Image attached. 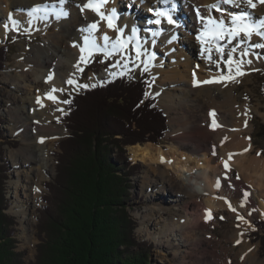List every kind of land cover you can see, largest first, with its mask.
Segmentation results:
<instances>
[{
  "label": "bare ground",
  "instance_id": "obj_1",
  "mask_svg": "<svg viewBox=\"0 0 264 264\" xmlns=\"http://www.w3.org/2000/svg\"><path fill=\"white\" fill-rule=\"evenodd\" d=\"M122 1L126 3L124 10L120 6ZM0 2L7 4L8 12L14 14L18 13L15 10L26 12L36 5L53 6L46 9L48 13L46 21L39 18L44 13L32 19V22L37 23H32L30 26L27 21H23V31L32 35L40 33L45 37L44 41L29 50L20 49L16 56L15 71L6 72L3 76L8 100L14 99L18 103L26 102L28 115L24 119L27 129L23 140L25 142L14 152L7 151L9 158L14 161H27L26 164L29 167L21 183H12V196L23 190L28 182L32 183L31 175L37 173L44 176L45 170H48V161L52 158L51 151L44 148L48 146L53 148L54 141L48 138L53 136L57 139L62 134V130L53 121L56 116L60 117L67 107L68 103H63L67 101L63 98V93L72 89V86L65 82L71 78L79 85V80L90 62L89 59L95 58L100 53L111 57L117 55L119 61H125L132 52L137 54V51H140L143 55L139 57L136 55L134 64L144 68L142 61L149 54L155 55L153 52L161 47L166 50L170 64L164 66L163 59L155 56L154 60L149 61L148 68L157 77L161 75L164 77L160 83L163 89L157 92L165 110L172 113V117L167 122L169 131L166 135L168 139L172 138L175 144L169 145L168 150H164L161 146L155 145L154 148L150 143H146L132 146L130 151L134 159L142 161L148 168L144 171L141 188L148 186L147 189L150 183L154 182V187L147 190V192L152 191L150 196H158V193H164L168 191L167 187L170 188L175 197L177 195L184 199L179 204L183 206V211L177 217L175 207L165 205L163 201H157L154 207L151 206L136 213L141 221L139 232L146 239H154L157 246L160 244L164 253H172L175 259L174 264H263L258 257V244L252 246L247 240L248 233L243 229L250 223L251 211L254 214L258 212L264 215V158L260 155H251L253 143L248 136L253 129L249 119L254 107L248 102H237L232 89L227 87V80L221 83L193 86L194 79L199 82L216 79L221 74L227 76L230 68L237 67L246 72V66L262 63V60L249 56L245 59H252L251 65L247 63L237 65L235 61L240 59L239 51L233 54L235 59L231 65L224 63L227 60V51L236 44V40L229 44L226 37L220 36V39H214L206 33L210 28L204 30V25L196 15L198 8L209 19L220 18L221 13L215 9L211 13L206 11L207 6L218 3V0H177L180 11L174 13V18L178 19L179 26L174 28L162 23L153 27L151 32L148 31L150 24L141 13L127 10L132 9V5H137L136 7L141 6L139 8L146 11L147 15H152L157 6H165L158 3V0H143V2L141 0H110L109 3L98 6L101 13L105 9H115L118 21L112 22V28H109L108 23L96 15L91 8L81 11V7L78 6H83L89 0H67L63 5L67 16L59 19L52 15L60 11L59 0H0ZM253 2L256 3L254 9H250L247 4L242 5L243 9L251 11L256 18L264 17V3H259L257 0ZM223 8L233 13L240 10L232 5H223ZM223 18L225 21L229 20L227 15ZM93 22L97 23V31L92 32V38L97 41L100 50L84 45V37L87 33H82L81 29L87 28ZM52 23L58 27V31L53 34L48 33ZM117 27L124 29L119 34V40L115 30ZM133 27L140 28V38L126 42L128 38H131ZM45 31L50 36H46ZM155 31H158L159 35L153 37L151 33ZM200 31L204 32L201 36ZM104 36L109 38V44L106 46L102 40ZM173 36L176 38L172 39ZM198 36L200 39H197ZM112 42L116 44L115 50L111 48ZM250 42L255 44L261 41L253 34ZM73 44H80L85 51L81 53L80 49ZM217 47L222 48L225 54L217 52ZM254 51L258 53V49ZM200 54L202 58H199ZM81 55L86 57V63H80ZM209 57L211 59H208ZM198 58L199 66H197ZM214 59L221 60L227 67V71L223 72L215 67V63L212 62ZM125 65L117 62L102 73L90 76L93 80L109 81L119 76L127 68ZM78 68L83 70L78 71ZM49 74H52L53 79L46 83L45 80ZM186 82L187 85L183 86ZM53 88L64 89L63 92L52 93L55 101L47 98ZM37 98L40 99V103H37ZM245 109L249 110L247 117L243 115ZM213 111L215 117L211 115ZM7 113L15 116L19 121L22 119L23 109H11ZM214 119L220 127H213ZM245 120H247L246 127ZM41 138H44L43 143L38 142ZM213 146L217 152L215 156L212 155ZM244 149L248 151L245 152ZM229 153L235 154L230 161ZM161 158L164 162H161ZM222 161H228L231 168V171L227 173V179H225ZM234 170L239 173L240 182L234 179ZM218 179L219 188L216 187ZM42 181L43 179L35 180L31 186L34 203L36 199L40 200ZM28 187L30 188V185ZM244 192L250 193L246 202L243 200ZM238 195H240L239 199ZM242 203L243 206H241ZM220 209H228L230 213H233V217L243 218H238L236 231L230 237L234 239L231 241L233 243L238 241L243 243V247L239 249L232 263L229 259L223 261L221 256L217 255L216 247L220 243L210 228L215 212ZM206 213H210V218L207 220ZM18 215L21 216L20 228L25 230L23 239L30 243L29 216L26 212L18 213ZM170 221L174 230L164 227L163 233L155 236L154 226L157 224L166 226ZM178 232L177 241L169 245Z\"/></svg>",
  "mask_w": 264,
  "mask_h": 264
},
{
  "label": "trees",
  "instance_id": "obj_2",
  "mask_svg": "<svg viewBox=\"0 0 264 264\" xmlns=\"http://www.w3.org/2000/svg\"><path fill=\"white\" fill-rule=\"evenodd\" d=\"M8 52L0 46V72ZM147 87L143 78L122 75L69 97L62 119L69 134L57 146L56 178L47 184L37 225L40 243L27 263L16 251V218L6 213L8 164L0 143V264H148L153 246L138 239L125 209L140 168L127 147L157 144L168 131L163 110L146 99ZM255 225L264 251V221Z\"/></svg>",
  "mask_w": 264,
  "mask_h": 264
},
{
  "label": "rangeland",
  "instance_id": "obj_3",
  "mask_svg": "<svg viewBox=\"0 0 264 264\" xmlns=\"http://www.w3.org/2000/svg\"><path fill=\"white\" fill-rule=\"evenodd\" d=\"M42 4V3H41ZM135 4V3H134ZM120 6L122 7V10L125 9L126 3L123 1L120 2ZM137 6V5H136ZM135 5H132V12H140L144 14L145 11L142 9H138L139 7H136ZM8 6L7 4L0 2V46L5 45L8 47V58L7 62H5V67L3 68V72H0V117L2 118V123L0 125V131L2 132V138L0 139V143L3 144V156H4V162L8 164L7 166V173L8 180L5 188V196L10 201V205L8 209L6 210V213L14 216L16 218V227H15V234L14 237L17 239V248L16 251L23 252L22 259L24 262L34 261L35 255H36V247L40 243V239L38 237L37 233V225L40 220V210L45 206L44 199L47 196V184L49 182H53L56 178V157L57 153H59V149L57 148L58 143L65 139L68 136V130L65 127L63 116L68 112V108L66 107L65 111L62 113L60 117L56 116L54 118L53 123L57 124L59 128L62 130V134L56 139L53 136L48 138L50 141H54V147L51 148V146H48L44 148L47 151H51V160L48 161V170H45L44 176L41 174L35 173L34 175H31L32 183L29 184V182L26 184L25 188L21 191H19L16 195H11L12 191V183H21L23 181V176L25 178L24 173L29 171V167L27 166V161L17 160L14 161L12 158L8 157L7 151L14 152L16 149H18L20 146L23 145L25 141V133L27 132L26 129V123L24 124V119L28 117L27 110H26V102H16V100L12 99L11 101L8 100V96L5 93V84L3 81V76L6 72H13L15 71V66L17 64L16 56L19 54L20 49H26L29 50L34 45H37L39 43H43L44 36L40 33L32 35L29 32H25L23 21H27L29 17H27L24 13L19 10H15L18 13H12L8 12ZM26 9H24L25 11ZM130 10V11H131ZM236 12V11H235ZM12 14L13 18L18 20L22 27L19 31H8L5 32V29L3 25L7 22L9 14ZM143 17V16H142ZM33 24L37 22H32ZM23 28V29H22ZM58 31V27L52 23L50 29H48V33L53 34L54 32ZM191 32V31H190ZM45 31L46 36H50ZM194 34V33H193ZM257 43V42H256ZM227 49V48H226ZM157 58L163 59V65L167 66L166 64H170V61L168 59L167 52L163 48H159L156 50V52H153ZM258 53L264 55V49H258ZM137 54L132 52V55L128 56V60L125 58L124 60H118L117 55H113L112 57L109 55H105L104 53H101L97 55L95 58L89 59V63L86 66L82 77L79 80V85H91V84H102L106 83L107 81H98L93 80L90 75H98L108 69L111 65L120 62L121 65H125L126 63V69L120 73L126 74L127 76H130L134 79L143 78L148 84L147 87V97L154 98L156 100V105L159 106L162 110H164L166 113L167 120L172 117L171 111L165 110L164 106L161 103V97L158 94V90L163 89V86L160 85L161 81L163 80V76L157 77L150 68H148V71H144L143 67L141 65H136L135 63V56ZM202 58V55L200 54V57ZM198 58V64L200 65V61ZM214 61H220L219 68L225 72L227 71V67L224 66L221 60L214 59ZM215 67H217V64L215 63ZM246 74L243 76L237 77L238 82H232L228 81V88H231L233 91V95L237 99V102L240 101V103L248 102L251 106H253L254 110L251 112V116L249 119V122L252 124L253 129L249 132L248 136H250V139L253 143V152L251 153L252 156H259L258 153L262 158H264V96H263V86H264V60H262V63L252 65V66H246ZM237 69V68H236ZM236 69L233 70V74L235 73ZM241 70V69H240ZM229 74V72H228ZM227 74V75H228ZM116 78V77H115ZM114 79V78H113ZM187 85V82L183 85ZM80 89L73 90L70 89L69 91H65L63 93V98L68 101V98L74 94L79 92ZM157 92V93H156ZM221 91H219L220 93ZM27 97V95H25ZM35 98V97H34ZM23 109L22 119L19 121L16 120L15 116H10L7 111L11 109ZM30 110V109H29ZM169 131V130H168ZM168 133V132H167ZM29 134V132H28ZM27 138V137H26ZM149 143V142H146ZM144 143V144H146ZM52 144V145H53ZM174 141L172 138H167V135H165L157 144H151V146H161L164 150H168L169 145H174ZM140 145V144H136ZM135 146V145H134ZM132 146L127 147V155L131 163H137L140 168L138 171H136L135 175L132 176V183L134 185V188L132 189V194L134 195L130 202H127L126 211L129 213V215L135 219L137 223V227L135 229L136 236L138 239L142 241H148L152 244L153 249L151 250V254L148 258V264H174L175 259L173 257L172 253H164L163 248L160 246V244L155 243L154 239H146V237L143 236L142 233L139 232V229L141 228V221L139 217H137L136 213L140 211H144L145 209L151 208L155 206L156 202L163 201L165 205H170L172 207L176 208L177 217L181 214L183 211V206H180V201H183L184 199L178 197L173 192H171L170 188H166L168 191L164 193H158V196H150L152 191L147 190L150 187H154L155 183H150V187L146 189L144 187L141 188V180L142 177L145 175L144 171H147V167L145 163H143L140 160L134 159V155L132 154V151H130V148ZM155 148V147H154ZM51 149V150H50ZM186 150V149H185ZM33 165V164H32ZM36 167V165L34 166ZM38 172H40V169H38ZM237 170L233 171V177L238 182H240V179H237ZM45 178V179H44ZM41 180L42 181V190H40V200L36 199V202H32V189L31 186L33 183H35V180ZM30 185V188L28 187ZM165 188V187H164ZM163 188V189H164ZM151 189V188H150ZM149 189V190H150ZM168 192V193H167ZM168 194V195H167ZM170 194V195H169ZM238 199L240 198V195H238ZM152 197V198H151ZM172 202V205H171ZM178 204V205H177ZM256 205H258V202L256 201ZM157 206V205H156ZM26 212L29 216V223L31 227V242H25L23 237L25 236V230L20 228L21 227V216L18 215V213ZM252 218L250 219V223L247 227H243V229L246 230L248 233L247 240L252 246H257L258 244V257L262 260L264 264V251L261 249V243L256 240L255 234L262 235L260 230H258V227L255 225V223H258L260 221H264V215H261L260 213L254 214L251 211ZM233 213H230L228 209H220L219 211L215 212L214 221L211 223V231L217 236L218 242L220 243L218 247V251L216 252L217 255L221 256L223 261L226 259L231 260V263L233 262V259L235 255H237L239 252V249L243 247V243L241 241L238 242H231L234 239L230 238L234 232L236 231L235 228H237V224L239 223V219L237 217L232 216ZM172 225V221H170L166 226H160L155 225V236L159 233H163L162 229L164 227L169 228L171 230H174ZM30 232V231H29ZM44 236V234H42ZM154 236V237H155ZM179 237V232L177 235L172 239L173 241L169 244H174ZM153 238V237H151ZM216 251V250H215Z\"/></svg>",
  "mask_w": 264,
  "mask_h": 264
},
{
  "label": "snow or ice",
  "instance_id": "obj_4",
  "mask_svg": "<svg viewBox=\"0 0 264 264\" xmlns=\"http://www.w3.org/2000/svg\"><path fill=\"white\" fill-rule=\"evenodd\" d=\"M66 2L67 0H59V4L61 6L60 11L58 13L52 14L55 18L59 19V18H63L67 16V12L63 9V5ZM109 2L110 0H89L88 3L84 4L83 6H78V7H81V11H83L85 8H91V10H93L96 13V15L100 16L101 19L105 20L108 23L109 28H112L113 24L111 21L117 15L115 9H112V10L105 9L103 13H101L98 10V6H103ZM141 2H143V0H141ZM257 2L264 3V0H257ZM158 3L167 5L168 7L165 10H154L153 14L156 17V19L149 21V23L160 25L161 18H164L168 25L178 27L179 21L178 19L174 18V13L177 7V0H158ZM244 4H247L250 9H254L256 7V3H254L253 0H218V3L209 5L206 8V11L208 13H211L213 9L220 12L221 17L218 19L217 18L209 19L205 17L198 8L196 9L197 18L202 22L205 29L207 28L208 23L215 24L220 30V32L226 36L227 42L229 44H232V41L236 40V44L233 45L226 53L227 60L224 61V63L228 65H231L234 62L235 58L233 54L237 53L238 51L240 53V59L235 61L237 65H243L245 63L251 65L253 63V60L245 59L246 57H249V56H253L257 60H264V55L254 51L255 49H264V17H261V18L254 17L251 11H245L243 9L242 5ZM223 5H232V6L237 7L240 10L235 13L227 12L223 8ZM49 7H53V6L47 5V4L36 5V6H33L31 9L27 10L25 12V15L29 17V19L27 20V24L30 26L32 24V19L37 18L38 14L40 13H44V14L40 15L39 18L46 21L48 18V13L46 12V9H48ZM225 15L229 17L228 21H225V19L223 18ZM3 27L5 29V32L7 33L8 31H19L22 27V24L18 20L14 19L12 14L10 13L8 16L7 22L3 25ZM96 29H97V23L93 22L87 28L81 29V31L82 33H87V35L84 37V45H86L87 47L91 49L100 50L98 48L97 41L92 38V32L93 30H96ZM115 30L118 33L117 40H119L120 39L119 34L122 33L124 29L117 27ZM137 32H138V29L136 27H133L131 29V38L133 40L136 39ZM253 34H255L261 42L252 44L250 41H251ZM151 35L153 37L158 36L159 32L158 31L152 32ZM201 35H203V32H201ZM175 38H176L175 36L172 37V39H175ZM220 38H221L220 36L214 37V39H217V40ZM197 39H200V37L198 36ZM102 40L105 46L109 44V38L107 36L102 37ZM73 46L79 48L81 53L85 51V48L81 46L80 44H73ZM111 48L113 50L116 49V44L114 42L111 43ZM203 51L204 49L202 48V52ZM216 51L220 52L222 55L225 54L223 52V49L220 47H217ZM141 55H143V53L140 51H137V57ZM154 59H155V56L153 54H149L147 58L142 61V63L144 64V69H143L144 71H148L149 61L154 60ZM208 59H211V58L209 57ZM86 62H87L86 57L84 55H81L80 63H86ZM212 62L216 63L217 67L219 68L220 62L218 61H212ZM82 70L83 69L78 68V71H82ZM245 74L246 73L240 70L239 67H237V69L235 70V73L233 74V70L230 68L229 74L227 76L224 74H221L216 79H209V80L199 81V82L194 79L193 86L195 87V86H198L199 84L221 83L225 80L232 81V82H238L237 77L243 76ZM194 76H195V73H194ZM52 79H53L52 74H49L45 82L47 83L51 81ZM65 83L69 86H72L73 90H77L81 88L88 89V88H94L97 86L96 84L77 85L74 79H71V78L68 79ZM57 91L63 92L64 89H56V88L51 89L47 98L53 99L55 101V97L52 96V93L57 92ZM70 102H71L70 100L63 101V103H66V104ZM37 103H40L39 98H37ZM248 111H249L248 109H245V112L243 113V115L247 117ZM211 115L215 117V112L213 111ZM213 126L220 127V125L215 123V119L213 120ZM246 126H247V120H245V127ZM38 142L43 143L44 138H41ZM244 151L246 152L248 151V149H244ZM212 155L213 156L217 155L215 146H213ZM233 155L235 154L229 153V157H228L229 161L232 159ZM257 155H260V154L258 153ZM161 162H164L163 158H161ZM222 163L225 169V179H227L228 178L227 173L231 171V168L229 166L228 161H222ZM236 178L240 179L239 174H237ZM229 186L232 187L231 184H229ZM216 187L217 188L220 187L219 179L217 180ZM37 191H39V189H37ZM249 195L250 193L248 192L243 193L244 202L247 201V198ZM241 206H243V203ZM207 218H210V213H206V220ZM238 218L243 219L242 217H238Z\"/></svg>",
  "mask_w": 264,
  "mask_h": 264
}]
</instances>
